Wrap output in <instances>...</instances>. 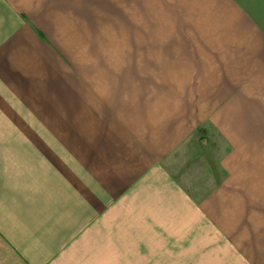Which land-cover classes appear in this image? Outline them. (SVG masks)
Wrapping results in <instances>:
<instances>
[{
  "label": "crops",
  "instance_id": "1",
  "mask_svg": "<svg viewBox=\"0 0 264 264\" xmlns=\"http://www.w3.org/2000/svg\"><path fill=\"white\" fill-rule=\"evenodd\" d=\"M0 264H264V0H0Z\"/></svg>",
  "mask_w": 264,
  "mask_h": 264
}]
</instances>
